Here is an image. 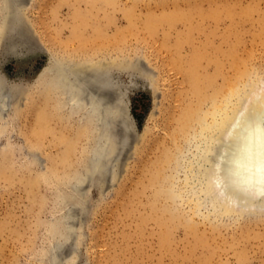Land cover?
<instances>
[{"label":"rangeland","instance_id":"obj_1","mask_svg":"<svg viewBox=\"0 0 264 264\" xmlns=\"http://www.w3.org/2000/svg\"><path fill=\"white\" fill-rule=\"evenodd\" d=\"M194 6L219 8V22L209 18L195 27L198 15L191 24L175 16L171 27L156 19L147 28L149 16ZM26 7L28 50H9L25 36L11 46L0 41L1 74L17 86L10 113L0 119V264H50L45 258L70 209L78 212L74 230L61 228L60 237L70 256L59 264H264V211L212 217L207 203L195 212L186 186L189 162L171 171L159 161L163 149L189 144L175 128L194 94L184 67L174 61L200 50L207 57L199 71L213 74L224 93L237 70L264 91V0H28ZM216 47L223 60L235 47L247 64L225 63L220 70L210 59ZM105 48L112 50L110 58L126 62L112 76L126 93L128 138L109 176L74 194L71 184L95 165V133L60 108L54 87L42 88L38 74L51 58L79 61ZM112 132L110 155L120 138L118 129ZM156 169L161 176L173 172L174 186L184 194L174 215L164 210L163 196L153 199L161 179H153ZM185 216L194 229L181 222Z\"/></svg>","mask_w":264,"mask_h":264},{"label":"bare ground","instance_id":"obj_2","mask_svg":"<svg viewBox=\"0 0 264 264\" xmlns=\"http://www.w3.org/2000/svg\"><path fill=\"white\" fill-rule=\"evenodd\" d=\"M27 2L28 0H0V41L2 45L11 46L15 38L20 35L26 37V40L17 41L14 47L11 46L9 49L11 52L23 49L27 51L29 48L27 21L23 14L24 9L27 8ZM177 11L171 13L164 10L158 17L149 16L147 28H151L156 19L171 27L175 16L191 24L193 17L198 15L197 24L192 25L195 27H200L201 23L209 18L216 19L214 21L217 23L221 18L219 16L221 10L216 7L203 11L198 6H194ZM215 52L217 54L215 53L216 55L210 59L215 60L220 70L225 63L232 66L247 64L244 59L235 56V47L228 49L226 54L230 57L227 58L228 60L219 58L223 52L218 47ZM111 54L112 50L105 48L103 50L95 49L92 55L79 61L72 58L53 61L51 58L38 74V81L42 88L46 89L50 85L54 87L60 108L68 112L69 115L84 120L95 133V145L90 155V160L95 165L88 169L89 173H94V175L91 176L92 174L88 173L75 180L71 184L74 194L80 193L85 189L84 185L91 184L90 181L93 182L94 179H100L102 176L107 178L125 148L126 131L129 129L126 114L127 102H125L124 96L126 93L125 90H120L118 87V81L116 82L115 77L112 76V69H122L127 66L123 59L110 58ZM204 57H207V53L196 50L191 57L179 58L174 61L177 65L184 67L194 94L191 103L185 106L178 117L176 115L177 120L175 119L178 122L175 132H179L182 137L185 136V141L189 144L185 148L177 145L172 152L163 149L159 161L166 164L171 171L180 168L184 161L189 162L191 172L189 174L188 171L186 172V186L194 199L193 211L196 212L200 206L208 203L212 217H216L218 214L230 215L232 213L250 216L264 211V91L258 89L256 86L258 81L249 77L245 70H237L233 74L234 76L227 80L229 89L224 93L222 85L215 83L213 74L199 71L200 68H204ZM210 59H206V63L210 62ZM141 60L143 61V59ZM132 63L134 64V61ZM139 69L141 71V68ZM15 85L2 76L0 71V119L6 118L10 113L17 95L15 89L17 86ZM259 85L261 84L259 83ZM208 88L211 91L207 95ZM207 98L208 102L205 101ZM114 127L119 130L120 138L118 137V148L116 151L114 150L113 155H110V143L114 142H110V134ZM193 139L194 141L191 143ZM172 173L161 176V171L156 169L152 174L153 179L161 177V179H157L159 184L154 191L153 199L163 196L166 201L163 208L170 215L177 212L178 199L180 200L184 195L176 190ZM85 199L87 205V198ZM77 213L76 209H70L66 222L57 226L58 239L52 244L45 258L50 264H59L70 256V253L64 256L65 242L60 237L62 230H74L73 219ZM144 219L146 218L144 217ZM181 219H183L181 222L190 229H194L189 217L185 216ZM246 225L245 228H247ZM170 229L172 226L171 228L169 226L167 230L170 231Z\"/></svg>","mask_w":264,"mask_h":264},{"label":"water","instance_id":"obj_3","mask_svg":"<svg viewBox=\"0 0 264 264\" xmlns=\"http://www.w3.org/2000/svg\"><path fill=\"white\" fill-rule=\"evenodd\" d=\"M127 131H128V130H127ZM127 131H126V137H125V140H126V141H127V138H128V137H127Z\"/></svg>","mask_w":264,"mask_h":264}]
</instances>
